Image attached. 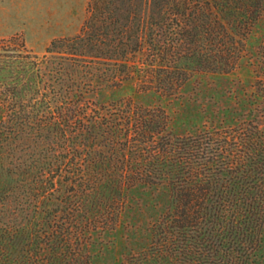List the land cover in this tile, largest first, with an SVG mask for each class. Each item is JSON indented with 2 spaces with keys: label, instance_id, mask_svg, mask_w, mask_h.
I'll return each instance as SVG.
<instances>
[{
  "label": "trees",
  "instance_id": "trees-1",
  "mask_svg": "<svg viewBox=\"0 0 264 264\" xmlns=\"http://www.w3.org/2000/svg\"><path fill=\"white\" fill-rule=\"evenodd\" d=\"M87 11L42 55L0 39V264H97L125 225L142 239L117 264H264L259 115L176 134L162 105L116 95L131 84L173 97L197 75L235 71L264 0ZM256 89L264 101V41Z\"/></svg>",
  "mask_w": 264,
  "mask_h": 264
},
{
  "label": "rangeland",
  "instance_id": "rangeland-1",
  "mask_svg": "<svg viewBox=\"0 0 264 264\" xmlns=\"http://www.w3.org/2000/svg\"><path fill=\"white\" fill-rule=\"evenodd\" d=\"M88 0H0V39L13 36L42 55L56 37L78 33L87 18ZM264 41V12L247 42V53L237 69L228 74L195 76L173 97L135 94L126 85L117 96L135 95L145 105H162L172 118L176 134L194 133L204 125L230 123L233 119L259 115L264 124V101L257 97L256 52ZM252 107L257 110L252 111ZM233 122V121H232ZM125 225L103 238L97 250V264H117L130 248L134 237ZM253 264H263L259 258Z\"/></svg>",
  "mask_w": 264,
  "mask_h": 264
}]
</instances>
